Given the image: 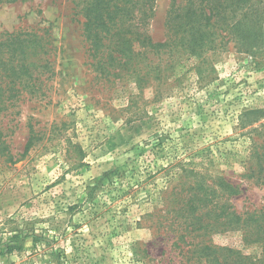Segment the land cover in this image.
Segmentation results:
<instances>
[{
	"label": "rangeland",
	"instance_id": "rangeland-1",
	"mask_svg": "<svg viewBox=\"0 0 264 264\" xmlns=\"http://www.w3.org/2000/svg\"><path fill=\"white\" fill-rule=\"evenodd\" d=\"M82 1L0 0V35L47 32L50 42L34 89L0 110V264H208L189 252L198 243L262 259L244 231L191 232L178 211L193 184L216 192L221 179L237 187L225 198L233 211L264 207V48L229 44L180 61L169 85L108 91L92 67ZM170 5L155 0L156 42ZM10 238L21 249L4 254Z\"/></svg>",
	"mask_w": 264,
	"mask_h": 264
},
{
	"label": "trees",
	"instance_id": "trees-1",
	"mask_svg": "<svg viewBox=\"0 0 264 264\" xmlns=\"http://www.w3.org/2000/svg\"><path fill=\"white\" fill-rule=\"evenodd\" d=\"M82 4L92 67L108 91L131 82L141 91L154 82L169 85L168 73L180 61L186 66L229 44L248 54L264 48L263 0H171L162 42L149 34L155 0H83ZM43 36L32 32L0 35V110L13 107L21 92L34 89L33 69L48 68L50 61L44 56L50 53V42ZM37 136L32 129L25 153ZM197 183L190 188L194 194L181 197L183 207L178 211L192 221L191 232L242 230L248 241L262 245L263 257L254 261L227 248L199 243L192 244L189 252L205 257L208 264H264V207L239 214L225 200L237 195V187L221 179L216 185L219 191L214 192L213 184ZM14 241H7L4 254L21 249Z\"/></svg>",
	"mask_w": 264,
	"mask_h": 264
}]
</instances>
